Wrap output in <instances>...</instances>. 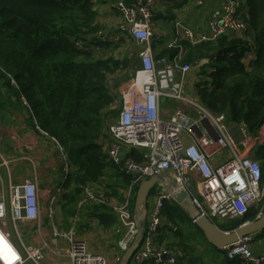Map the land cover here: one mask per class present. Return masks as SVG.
Masks as SVG:
<instances>
[{"label": "built area", "instance_id": "built-area-1", "mask_svg": "<svg viewBox=\"0 0 264 264\" xmlns=\"http://www.w3.org/2000/svg\"><path fill=\"white\" fill-rule=\"evenodd\" d=\"M160 1L136 0L135 3L128 4L123 0L114 3L122 19L114 41L121 42V37L127 33L142 50L138 55L140 67L119 89L122 101L118 116L107 123L106 134L110 143L106 153L112 163L121 165L124 172L133 176L130 193L142 182L157 176L166 178L168 173H171L169 176L175 184L173 192L166 189L167 181L160 184L149 218L145 215L142 219L145 231L139 244L135 241L140 232L138 221L129 208L131 195L125 202L119 203L105 189L90 185L84 188L82 200L79 202V208L100 205L115 211L120 226L125 231V236L118 241L119 249L125 253L131 247L136 249L132 260L130 259L132 264H146L150 259L155 264H178L177 252L170 247L159 246L158 237L164 205L180 192H188L202 215L220 222L242 218L257 206L261 210L256 219L261 218L264 212L261 165L253 156L244 155L238 148L239 145L248 147L253 136L242 124L238 128L240 141L237 142L225 115H216L187 91L184 78L194 67L182 65L185 56L183 49H179L182 42L200 45L204 42H215L230 32L245 33L248 23L239 13L244 0H223V11L210 16L208 29L205 31L199 32L178 22L175 39L168 46L169 49L178 48L176 57L165 56L157 61L153 55L152 41L154 6ZM99 35L104 37L103 32ZM178 71L182 75L181 79L177 77ZM7 77L19 88L11 74H7ZM21 98L29 106L23 95ZM164 99L176 101L183 108H178L171 114L165 112L164 115ZM187 110L195 113L196 117ZM35 121L37 129L47 136L37 120ZM203 123L208 126V134L198 136L194 127ZM187 135L193 137L192 142L186 143ZM53 139L59 145L54 137ZM59 147L63 153L62 147ZM224 149L230 151L229 161L221 167L214 166L212 152ZM123 150L129 154L132 150H137L141 159L136 160L129 154L124 158ZM65 160L67 174L69 166L66 156ZM65 180L56 187L51 198V207L65 192ZM9 193L14 226L38 218L39 193L33 180L26 179L21 184H13ZM6 215V204L0 196V264H43L45 253L40 246L23 244L20 250L12 244L2 229ZM50 217L53 221L54 213ZM53 231L54 238L63 239L68 245L69 264H109L104 255L90 252L85 243L78 239L75 227L64 231L59 230L54 223ZM252 241L253 236H247L226 247L224 252L227 258L239 259L245 264H264V253H257Z\"/></svg>", "mask_w": 264, "mask_h": 264}, {"label": "trees", "instance_id": "trees-1", "mask_svg": "<svg viewBox=\"0 0 264 264\" xmlns=\"http://www.w3.org/2000/svg\"><path fill=\"white\" fill-rule=\"evenodd\" d=\"M103 1L0 0V77L10 83L7 74L16 79L40 128L63 149L69 166L61 196L67 217L76 214L85 187L110 175L121 178L119 182L126 186L133 180L121 165L109 160L105 139L107 123L121 106L119 89L139 67L132 70L133 59L128 57L96 58L86 45L102 32L95 8ZM124 1L133 4L136 0ZM239 13L248 23L245 33L230 32L215 42L200 45L182 42V65L197 67L206 60L199 71L195 96L216 115H225L236 135L243 124L252 136H258L264 126V0H244ZM106 42L99 44L107 46ZM177 53L178 49H168L161 56L174 58ZM250 55L254 57L247 64ZM256 149L254 159L261 165L264 184V143ZM129 155L141 159L137 150ZM109 185L113 187L112 180ZM138 186L132 191L137 193ZM135 201L136 195L130 202L132 210ZM96 206L115 213L112 208ZM163 209L167 224L173 226L179 239L183 235L184 240L198 243L183 230L189 223L204 237L189 214L174 201H167ZM260 210L257 206L242 218L214 222L223 231L235 230L255 220ZM263 235L264 231L253 237ZM174 246L184 251L189 248L173 243L164 247L177 252ZM212 247L224 255V264H243L239 259L229 260L224 251Z\"/></svg>", "mask_w": 264, "mask_h": 264}, {"label": "crops", "instance_id": "crops-1", "mask_svg": "<svg viewBox=\"0 0 264 264\" xmlns=\"http://www.w3.org/2000/svg\"><path fill=\"white\" fill-rule=\"evenodd\" d=\"M202 2V5L199 6L197 0H161L154 6L155 20L152 51L156 60L162 58L163 52L169 49V44L175 39L176 24L178 22L201 32L208 29L211 15L220 14L223 11V0H202ZM114 3L112 0H104L96 5L97 22L104 37L97 36L95 40L86 42V45L90 47L96 58L106 59V57L113 56L118 59H125V57H128L133 59L134 62L142 50L135 39L124 33L121 42L116 43L114 41L118 27L122 24L121 16L114 7ZM243 7L244 14V12L246 13L245 5ZM243 18L245 19L244 16ZM102 41H107L106 44L108 45L101 46L99 43H103ZM179 49H183L185 54L182 44ZM253 57L254 55H250L245 62L248 64ZM206 62V60H203L198 67H194L192 71L186 74L184 83L190 94L196 95L194 92L195 85L200 78L199 71ZM177 77L178 79L182 78L179 71ZM21 97L22 93L16 85L0 77V196L4 199L7 213L2 223L3 232L9 236L12 244L20 250H22L23 244L40 246L45 253L44 264H69L67 257L68 245L65 240L54 238L53 224L55 223L59 230L64 231L75 227L78 231V239L85 243L90 252L104 255L109 264H122L126 253L119 249L118 241L125 236V231L117 221L118 216L116 213L99 206L95 207V205L82 208H79L78 205L76 214L67 217L63 208L64 196L51 207V198L56 187L61 182L63 183L68 175L65 173V155H63L61 148L52 136H46L37 129L36 118L33 117L30 107ZM177 105L179 103L176 101L164 99L162 102L163 114L165 115V112L171 114V112L176 111L179 108L176 107ZM187 111L194 118L196 117L195 113L190 110ZM207 128V124L203 123L195 126L194 132L198 136L208 134ZM261 130L258 136H253L250 139L248 147L239 145L238 148L244 155L254 157L256 148L264 143V126ZM192 138V136L187 135L185 137L186 143L192 142ZM235 138L237 142L240 141L238 131ZM109 143V139L106 138L105 150L108 149ZM127 154L129 153L125 150L122 151L124 158ZM227 156L229 157V155ZM227 156H225L224 150L212 152V164L218 167L225 165L229 161ZM169 175L171 173H168L166 178H162V182L167 181L168 187H172L174 181ZM26 179L33 180L37 185L39 216L34 221H24L14 226L10 207V187L13 184H21ZM111 180L114 184L113 187L108 186ZM119 181H121V178L110 175V177H105L91 185L110 192L112 197L115 198H113L114 200L117 201L118 197L122 201L120 203L125 202L131 195V202L137 193H130V186H126ZM159 187L160 184H157L156 191L150 196L147 218L150 216L151 206ZM130 210L135 216L132 205ZM52 213H54V223L50 217ZM172 227L169 223L167 224L166 217H164L158 245L165 246L168 243H173L188 246L187 251H184L183 247L174 246L178 253V264H224V255L208 243L205 246L199 241L194 244L195 241L184 240L183 237L179 239L178 235L173 232ZM252 243L257 253H264V235L262 237L254 236ZM207 246L215 251H209ZM194 255H198V257H194ZM152 263L154 262L149 261L146 264ZM130 264H132L131 261ZM243 264L245 263L243 262Z\"/></svg>", "mask_w": 264, "mask_h": 264}, {"label": "water", "instance_id": "water-1", "mask_svg": "<svg viewBox=\"0 0 264 264\" xmlns=\"http://www.w3.org/2000/svg\"><path fill=\"white\" fill-rule=\"evenodd\" d=\"M162 178L157 176L155 178L148 179L142 182L137 189L136 201H135V217L138 221V228L140 229L139 235L136 239V244H139L144 235V226L142 219L146 215L148 202L150 200L152 188L157 184H162ZM167 186V190L172 193L173 187ZM177 205L181 207L185 212H187L192 219L193 223L199 230L203 233L205 239L209 244L215 246L218 250L224 251L226 247L237 243L238 241L244 239L247 236H253L264 231V212L261 218L255 219L253 221L245 222L239 228L231 231H223L220 227L215 224V222L202 215L200 210L195 207L192 202V198L188 192H180L174 196L173 200ZM136 249L131 247L130 251L126 253L123 258L122 264H129L131 257L134 255Z\"/></svg>", "mask_w": 264, "mask_h": 264}, {"label": "rangeland", "instance_id": "rangeland-1", "mask_svg": "<svg viewBox=\"0 0 264 264\" xmlns=\"http://www.w3.org/2000/svg\"><path fill=\"white\" fill-rule=\"evenodd\" d=\"M137 67H140V59H139V57H137L136 58V61H134L133 62V66H132V70H134V69H136ZM176 107H179V108H183V105H181V104H179V105H177ZM118 110L115 112V116H111L110 117V122H112L113 121V119L115 118V117H117L118 115ZM230 129H231V127H230ZM232 131V130H231ZM232 133L234 134V132L232 131ZM234 136H235V134H234ZM224 151H225V156H227V155H229V157L227 156V158L229 159L230 158V151L229 150H227V149H224ZM117 197V196H116ZM123 198V197H122ZM155 198V197H154ZM119 198L117 197V201L120 203V202H122V201H120V199L118 200ZM163 218H164V213L162 214V220H163ZM214 221H216V222H218V223H221L218 219H213ZM187 229H191L192 231H190V230H188L187 231ZM185 234H188L190 237H193V238H195L197 241H199V243L201 242V243H203L205 246H206V241H205V239H204V237L200 234V233H197V230H196V228H194L192 225H190V223L189 224H187L186 225V229H185ZM183 232V233H184ZM194 232V233H193ZM182 237H183V235H181ZM208 247V246H207ZM209 251H211V250H214L213 248H211V247H208L207 248ZM199 251H200V249H199ZM215 251V250H214ZM194 257H198V255H194ZM44 264V263H43Z\"/></svg>", "mask_w": 264, "mask_h": 264}, {"label": "bare ground", "instance_id": "bare-ground-1", "mask_svg": "<svg viewBox=\"0 0 264 264\" xmlns=\"http://www.w3.org/2000/svg\"><path fill=\"white\" fill-rule=\"evenodd\" d=\"M200 2H202V0H197L198 5H199ZM202 3H203V2H202ZM200 5H202V4H200ZM200 5H199V6H200Z\"/></svg>", "mask_w": 264, "mask_h": 264}]
</instances>
